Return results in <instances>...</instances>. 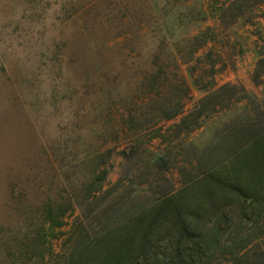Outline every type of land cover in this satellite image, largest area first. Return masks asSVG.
<instances>
[{
    "label": "rangeland",
    "instance_id": "1",
    "mask_svg": "<svg viewBox=\"0 0 264 264\" xmlns=\"http://www.w3.org/2000/svg\"><path fill=\"white\" fill-rule=\"evenodd\" d=\"M231 1L0 0V264H57L87 205H75L63 228L46 224L43 246L39 241L29 259L18 253L12 258L10 247L16 245L14 236L27 235L29 206L39 207L50 194L80 191L98 161L82 158L94 149H146L143 157L109 154L104 189L161 194L181 189L211 164L204 150L220 143L219 134L233 117L264 109V74L254 81L264 52V8L236 18L238 12H225ZM206 30L214 40L187 63L178 61L190 89L183 115L157 122L144 116L156 107L155 94L168 91L171 97L174 86V79L160 87L144 81L153 71L151 32L182 43ZM209 85L215 88L203 90ZM225 85L238 87L226 97L245 95L243 87L248 99L209 114L187 136L177 138L176 130H169ZM96 97L103 104L98 113ZM130 115L137 120L129 121ZM159 153L167 164L157 163Z\"/></svg>",
    "mask_w": 264,
    "mask_h": 264
},
{
    "label": "trees",
    "instance_id": "2",
    "mask_svg": "<svg viewBox=\"0 0 264 264\" xmlns=\"http://www.w3.org/2000/svg\"><path fill=\"white\" fill-rule=\"evenodd\" d=\"M260 8H264V0H232L225 12L234 10L238 12L236 18H241L248 11ZM141 32L142 37L148 34ZM208 32L200 31L182 43L168 37L159 39L155 31L151 32V39L156 41L153 71L144 81L160 87L168 79H174L175 87L171 97L168 91H163L161 96L155 94L156 107L144 116L153 115L157 122L174 121L183 115L184 100L190 89L180 74L178 61L187 63L212 42L214 39ZM263 74L264 52H261L255 83L260 82ZM202 88L209 91L215 86ZM237 88L225 85L209 93L169 130L175 129L177 138L187 136L200 129L209 114L233 101L247 100L249 93L243 87L245 95L236 98L233 92L226 97L227 90ZM96 100L98 113L103 104L98 97ZM245 114L233 117L220 132V143L204 150L203 155L211 164L198 177L185 181L181 189L161 194L152 189L125 192L104 189L109 154L143 157L148 152L146 149L134 146L121 151L94 149L82 158L90 163L97 158L98 161L91 177L79 184L80 191L71 196L68 192L50 194L39 207L27 208L28 213L33 212L26 219L27 235L24 240L14 236L16 245L10 247L12 258L18 253L21 258L29 259L30 252L39 250V241L43 246L45 225L63 228L65 217L79 204L88 208L67 234L57 264H264V109L258 106ZM130 120L137 118L130 115ZM217 156L222 157L218 162L214 159ZM156 157L157 163L167 164L162 153Z\"/></svg>",
    "mask_w": 264,
    "mask_h": 264
}]
</instances>
